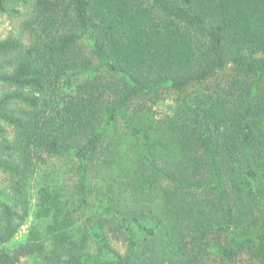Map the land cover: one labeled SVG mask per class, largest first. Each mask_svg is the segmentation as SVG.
<instances>
[{
	"label": "trees",
	"instance_id": "obj_1",
	"mask_svg": "<svg viewBox=\"0 0 264 264\" xmlns=\"http://www.w3.org/2000/svg\"><path fill=\"white\" fill-rule=\"evenodd\" d=\"M12 1L30 12L0 39V55H17L0 68L15 89L0 97L15 132L0 123V245L33 222L0 264H264V0ZM167 98L173 112L157 119ZM55 155L76 161L74 186L32 196ZM91 172L108 185L92 226L119 218L124 255L94 231L89 256L75 236Z\"/></svg>",
	"mask_w": 264,
	"mask_h": 264
},
{
	"label": "rangeland",
	"instance_id": "obj_2",
	"mask_svg": "<svg viewBox=\"0 0 264 264\" xmlns=\"http://www.w3.org/2000/svg\"><path fill=\"white\" fill-rule=\"evenodd\" d=\"M7 5L9 11L6 13L0 12V39L8 37L15 38L21 35V27L23 26L24 21L28 19V14L30 12V7L23 4V2L11 0ZM82 45L84 46L83 43ZM16 59V54L10 53L0 55L1 70L10 71L11 66L15 64ZM83 76V74H80L79 80L83 79ZM13 90H15L14 87L0 81V97ZM152 109L157 119L169 115L174 109L173 99L167 98L165 100L158 101L156 104L152 105ZM0 123L6 129V133L4 135L5 139L11 141L14 138L15 132L5 122L0 121ZM76 172V161L70 155L45 157V161L39 163L35 172L32 173V177L29 180L30 192L32 196H34L36 188L42 184H60L66 186V188H72L75 183ZM10 178L11 177L7 173L0 169V189L8 185ZM90 179L91 207L82 213L78 223L75 225V236L80 242H82L83 252L89 254V256H95L98 252V243L93 236L94 231H98L105 235L110 247L118 254L124 255L127 251V239L124 229L118 225L119 218L117 219L112 216L106 223L103 230H96V228H93L92 226L93 222L91 220L93 219V216L104 210V207L99 200L102 198V194L107 191L108 185L103 183L100 180L101 176L96 173L93 174L91 172ZM104 200L106 205H109L111 209V203L106 199ZM32 222L33 219L29 218L16 235L8 243L0 245V247L9 249L19 243H22L26 236L27 229ZM245 256L246 255H243L242 257L239 256L234 264H245ZM93 259L92 261H88L86 264H99L94 263ZM44 262L45 259L42 256L30 257L25 260V264H44Z\"/></svg>",
	"mask_w": 264,
	"mask_h": 264
}]
</instances>
